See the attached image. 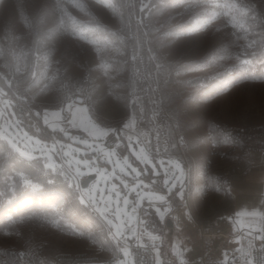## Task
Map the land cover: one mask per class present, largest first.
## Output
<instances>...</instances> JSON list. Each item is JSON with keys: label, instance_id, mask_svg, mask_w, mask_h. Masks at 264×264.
<instances>
[{"label": "rangeland", "instance_id": "1", "mask_svg": "<svg viewBox=\"0 0 264 264\" xmlns=\"http://www.w3.org/2000/svg\"><path fill=\"white\" fill-rule=\"evenodd\" d=\"M194 2L207 4L210 11L231 4L249 6L243 8L246 19L235 17L237 26H227L229 35L235 32L246 50L239 61L232 62L226 75L213 81L211 89H205L202 81L193 87L191 81L204 75L194 61L214 40H189L183 33L166 36V44L180 41L183 47L173 51L170 61L154 56L149 59L150 45L143 38L148 16L155 17L158 9L166 10L165 6L176 0H98L97 11L115 8L123 22L119 32L90 24L89 28L96 31L83 38L72 33L57 49L48 50L47 59L43 46L40 50L21 45L11 51L4 48L32 26L35 0H0V102L4 100L12 113V106L18 109L21 123L27 110L37 114L35 134L69 136V141L56 140L49 133L50 139L39 140L23 125L18 127L15 117L4 122L0 111V134L20 156L33 160L38 149L43 150L39 158L29 162L0 143V178L4 184L0 198L9 201L23 195L0 222V250L8 253L11 248L33 246L46 255L69 251L95 258L82 264H132L126 255L108 260L116 254L114 238L125 235L124 228L133 223L132 213L141 208L140 235L158 238L161 262L175 264L199 253L197 231L178 229L183 227L185 216L202 221L206 228L223 220L222 227L213 232L215 247L220 250L221 236L231 233L225 228L227 224L233 227L238 219L242 223L262 213L255 195L245 205L235 198L229 209L219 199L223 191L204 198L199 169L207 146L206 127L264 123V4L261 0ZM223 35L221 27L217 36ZM132 92L141 96L131 99ZM109 93L122 98L115 114L119 124L105 119L94 103L101 94ZM157 107L168 111L173 120L167 126V154L153 158L144 149L145 135L136 120L140 111ZM108 130L118 134L119 148L104 146ZM97 154L105 157L102 164L97 163ZM255 157L258 164L244 174L247 185L264 182V154ZM1 163L8 164V169ZM161 166L159 177L145 180V172L151 170L155 176ZM90 174H95V179L89 188H82V175ZM239 177L231 182L241 180ZM163 188L166 191H161ZM111 209L114 211L109 214ZM168 219L172 228L166 227ZM175 222L180 225L175 227ZM17 230L25 237L24 243L18 242Z\"/></svg>", "mask_w": 264, "mask_h": 264}, {"label": "built area", "instance_id": "2", "mask_svg": "<svg viewBox=\"0 0 264 264\" xmlns=\"http://www.w3.org/2000/svg\"><path fill=\"white\" fill-rule=\"evenodd\" d=\"M144 89L147 91L148 86ZM141 95L132 92L131 99ZM21 106V105H20ZM37 114L24 112L22 122L27 129L38 132L35 121ZM172 116L161 107L140 111L136 126L142 130L144 149L150 157H163L167 154L170 142L167 126L172 123ZM207 146L201 160L199 174L202 196L207 198L213 192L224 189L225 185L238 173L246 157L251 154H264V123L255 125L227 123L213 124L204 129ZM103 143L106 148H119L121 140L114 130H108ZM183 228L192 226L197 231L199 253L175 264H264V215L257 227H241L223 237V247L216 249L213 232L221 224L215 222L206 228L201 222L185 217ZM116 241V254L108 261L117 257L128 256L132 264H162L159 258L160 241L156 237H142L139 229L134 238L124 235ZM7 253L0 250V264H82L95 258L83 253L59 251L49 255L40 249L28 246L22 249H9ZM5 253L8 256H5ZM125 252V254H124Z\"/></svg>", "mask_w": 264, "mask_h": 264}, {"label": "clouds", "instance_id": "3", "mask_svg": "<svg viewBox=\"0 0 264 264\" xmlns=\"http://www.w3.org/2000/svg\"><path fill=\"white\" fill-rule=\"evenodd\" d=\"M261 3L264 4V0H261ZM247 7L249 6H243V8ZM243 8L231 4L210 11L207 4L194 2V0H176V3L165 6L166 10L158 9L155 17L148 16L149 23L143 37L150 45L149 59L154 56L162 62L170 61L173 58V51L183 47L180 41L166 44L164 42L166 36L183 33L184 38L189 40L201 37L214 40V44L205 49L194 61L204 75L191 81L193 87H199L202 81L205 89H211L213 81L226 75L232 62L239 61L241 52L246 50L245 44L239 43L240 38L235 32L229 35L227 27L230 24L233 28L237 26L235 17L247 18ZM97 9L98 0H35L31 9L32 26L16 41H9L4 48L11 51L15 45H21L29 50H40L43 46L45 59H47L48 50L57 49L59 43L72 33L83 38L96 31L89 28L90 24L114 28L119 32L123 22L118 18L115 8L108 6L99 11ZM221 27L224 28V35L218 37L217 33ZM132 58L134 60L137 58L135 47ZM8 62L11 64V60ZM94 103L105 119H112L115 124L120 123L118 119H115V114L122 106L120 96L111 93L101 94ZM53 227H56L54 223ZM15 235L19 243H24L25 237L20 230H17Z\"/></svg>", "mask_w": 264, "mask_h": 264}, {"label": "crops", "instance_id": "4", "mask_svg": "<svg viewBox=\"0 0 264 264\" xmlns=\"http://www.w3.org/2000/svg\"><path fill=\"white\" fill-rule=\"evenodd\" d=\"M135 146H137V143H136ZM257 155H261V154H251V155L246 157V160L244 161V163L241 166L240 170L234 176V177H238V175H240L239 178L241 180H234V182H231V180L233 179L232 178L225 185L224 189L221 190V191H223V193L219 195V199H222L224 201L225 209H229L230 206L234 204L235 198L238 199V201L240 202L241 205H245L246 201L250 200L252 198V195H255L256 201L258 202V206H260L261 211H262V213L258 214V216L257 215H253V216H251L249 218L247 217V219H244L242 221V223H240L241 221L239 222V219H238V225H234L233 227H227L228 224L227 225L225 224L226 225L225 228H228L231 233L235 232L237 229H239L241 227H245V228L257 227L258 224H259V220H260L261 216L264 215V182L253 183L251 185H247L246 183L243 182L244 181V177H245L244 174H246V172L248 170H250L252 166H255V165L258 164L259 161L255 157ZM162 161H163V164L166 163V160L163 159ZM159 168H160V170L162 172V166L159 167ZM158 172H160V171H158ZM176 175H177V171H176V174L174 176H176ZM246 189H251V190H246ZM218 192H214V193H218ZM248 192H254V194L251 193V195H250V193H248ZM216 195H214V196H216ZM185 217L188 218L187 216H185ZM188 219H190L192 222L195 221V220H192L191 218H188ZM197 222H201L202 223V221H197ZM215 222H220L221 227H222L223 220L218 219V221H214V223ZM173 224L175 225V227H177V225H180V224H178V222H175ZM189 228H192V226H189ZM178 229L179 230H184L185 228L182 227V228H178ZM162 264H167V263L164 261V262H162Z\"/></svg>", "mask_w": 264, "mask_h": 264}, {"label": "trees", "instance_id": "5", "mask_svg": "<svg viewBox=\"0 0 264 264\" xmlns=\"http://www.w3.org/2000/svg\"><path fill=\"white\" fill-rule=\"evenodd\" d=\"M0 107H1V109H0V111H1V114L4 116V118H5V121L4 122H8L9 121V119H8V117L10 118V119H13L14 117L16 118V124H17V126L19 127L20 126V124L21 125H23L24 126V124L23 123H21V122H19V119H18V117H17V113H18V109H15L13 106H12V109H13V113L11 112V109L9 108V106L8 105H6V102L3 100V101H1L0 102ZM14 120V119H13ZM25 127V126H24ZM26 128V127H25ZM27 129V128H26ZM28 130V132L31 134V135H33L34 137H37L39 140H48V139H50L49 137V133L51 134V135H53V136H55V138H56V140H68L69 141V136L68 135H64L63 133H61V134H58V133H56V134H53V132H48V134H46V136L44 135H38V134H35V133H33V131L32 130H30V129H27ZM0 143H2L6 148H9L11 151H12V153H13V155H18V156H20L19 154H18V152H16L6 141H5V139L2 137V135L0 134ZM135 145H136V143H134ZM39 151H38V153L40 154L43 150H40V149H38ZM60 152H61V150H60ZM30 154V153H29ZM39 154H37V158H39L38 156H39ZM63 153L61 152V155H62ZM21 157V159L23 160V161H33V160H35V159H37V158H35V159H33V160H28V159H26V158H23L22 156H20ZM63 157V156H62ZM96 159H97V163L98 164H102L103 163V160L101 159V155L100 154H97L96 155ZM1 166L2 167H4L5 169H8V164H4V163H1ZM158 171H160V172H158L157 174H155V176H153V172H151V170H148L147 172H145L144 173V177H145V180H150V179H152L153 177H159L160 176V174H162V172H161V170H160V168H159V170ZM86 175H82V177H85ZM3 180V179H2ZM1 178H0V191H1V189H3L4 188V184L3 183H1ZM6 182V181H5ZM89 188V187H88ZM170 191H171V188L169 189ZM161 191H166V188H163V189H161ZM170 191H168V195H171V193H170ZM23 195H21V196H18V195H16V196H14L12 199H10L9 201H5V200H3V198L1 199L0 198V222H2V219H3V217L4 216H6V214H8V212H9V209H11V206L12 205H15L16 203H17V201H18V199H20L21 197H22ZM1 197V196H0ZM17 207H19V205H17L16 206V209H17ZM141 210V208H139L138 209V211H140ZM147 215H148V213L147 212H145L144 213V216H146L147 217ZM146 220V219H145ZM147 220H150V217H149V219L147 218Z\"/></svg>", "mask_w": 264, "mask_h": 264}, {"label": "water", "instance_id": "6", "mask_svg": "<svg viewBox=\"0 0 264 264\" xmlns=\"http://www.w3.org/2000/svg\"><path fill=\"white\" fill-rule=\"evenodd\" d=\"M75 100L76 101H81V98L79 97V96H76L75 97ZM101 159L103 160V159H105V157L104 156H102L101 157ZM95 177H96V175L95 174H90V175H88V176H85V178H83L82 180H81V182H80V185H81V187L82 188H88V186H89V183L91 182V181H93L94 179H95ZM107 202H105V206H107ZM114 211V209H111V210H109L108 211V213L110 214V213H112ZM138 215H139V212L138 211H136V212H133L132 213V216H133V223L130 225V226H126L125 228H124V232H125V234L126 235H128V236H130L131 238H134L135 236H136V234H137V230H138ZM166 227L167 228H172V220H170V219H168L167 221H166Z\"/></svg>", "mask_w": 264, "mask_h": 264}]
</instances>
